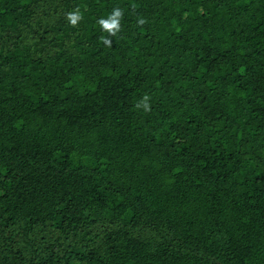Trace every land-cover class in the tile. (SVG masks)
<instances>
[{"label":"trees","instance_id":"trees-1","mask_svg":"<svg viewBox=\"0 0 264 264\" xmlns=\"http://www.w3.org/2000/svg\"><path fill=\"white\" fill-rule=\"evenodd\" d=\"M0 264H264V0H0Z\"/></svg>","mask_w":264,"mask_h":264},{"label":"clouds","instance_id":"clouds-1","mask_svg":"<svg viewBox=\"0 0 264 264\" xmlns=\"http://www.w3.org/2000/svg\"><path fill=\"white\" fill-rule=\"evenodd\" d=\"M121 15H122L121 11L119 9H116V10H114L113 18L111 19V22H107V21H103L102 20L100 23L102 24V26L105 29L109 30L110 32H112V34H114V31L113 30H117L118 29V26H119V21H118L117 18H119ZM69 18L71 19V22L73 24L76 23L75 16H72L70 14V17ZM140 23H143V21L141 20Z\"/></svg>","mask_w":264,"mask_h":264}]
</instances>
